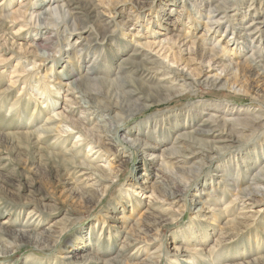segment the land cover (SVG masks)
Returning <instances> with one entry per match:
<instances>
[{
    "label": "rangeland",
    "instance_id": "1",
    "mask_svg": "<svg viewBox=\"0 0 264 264\" xmlns=\"http://www.w3.org/2000/svg\"><path fill=\"white\" fill-rule=\"evenodd\" d=\"M46 1L32 0L35 4L31 10L33 19L27 22L22 37H15L14 44H11L3 38L9 37L8 32L17 29L18 25L12 26L8 18H2V13L9 8V0H0V34L3 37L0 36V58L17 54L16 57L24 56L25 59L37 53H51L48 60H43L44 71L41 70V74L50 69L46 76L49 78L50 75L51 80L57 77L55 73L60 75L62 84H55L53 88L58 93H52L57 99L55 110L62 111L64 116L75 122L84 116L91 117L89 121L77 124L82 133H86V138L90 137L87 139L92 140L96 126L112 130V134L102 132L100 140L102 147L111 148L115 155L103 151L100 156H88L89 148L84 145L71 148L74 139L55 147L54 140L37 134L38 125L51 115V111L43 107L45 103L42 106L41 100L37 101L27 93L20 97L16 95L12 104L2 105L0 100V121L10 123L0 126V264H264V188L257 194L240 193L235 203H229L238 186L245 188L249 185L252 174L256 172L237 169L236 161L244 156L241 152L247 146L252 145L250 150L259 146L264 137L256 138L264 130L246 136L242 143L231 144L225 151H219L212 164L205 166L187 184L183 181L187 177L179 166H191V161L174 163L175 160H183L178 156L174 160L162 157L158 149H143L131 141L129 135L125 138L129 129L140 127V122L154 115L174 114L196 104H205L207 108L201 116L218 113L216 111L220 109L216 107L223 104L264 113V61L253 56L255 49L263 50L264 27L262 32L247 38L238 25V19L246 14L247 8L214 9L216 3L212 4L213 8L207 0H98L102 5L100 9L107 11L111 18V29L107 32L110 35L108 39L99 41L96 32L94 40L89 42L90 49L86 46L84 52H80L81 44L85 43L81 33L93 27V14L88 16L85 3L79 7L70 6L72 18L76 17L75 22L78 19L77 25L83 24L84 29L67 30L62 28L64 23L56 19L57 27L47 26ZM217 1L224 4V0ZM18 2L15 0L10 4L12 9ZM64 2L58 0L61 8L65 7ZM3 6L4 12L1 11ZM210 18L218 19V22ZM47 28L48 33L45 31ZM151 33H158L157 37L173 38L186 35L188 40L190 38L188 43L196 41L200 47L215 49L223 55L224 64L235 76L230 83L236 85L239 82L244 92H239L238 87L230 89L227 85L211 87L196 84L167 101L156 99L152 105L139 108L118 122L112 121L111 115L102 110H87V104L78 92L75 97L79 103L71 101L70 93L75 90L69 85L73 78L66 71L68 65L69 68L74 67L71 61L83 64L79 73L85 72L87 65H102L104 60L106 66L99 72L105 71L106 67L115 69L120 55L130 52L136 39ZM259 35L262 43H251ZM19 42L34 43L35 47H29L28 53L22 55L17 48L19 45L15 46ZM197 52L191 56H202L201 51ZM87 53L89 56L84 57ZM93 56L99 58L95 60ZM250 61L254 68L249 66ZM9 65H0V79L3 77L1 80L5 83L0 88L7 83ZM156 75L154 79L162 77L160 73ZM140 82L145 85L144 80ZM44 88L49 89L45 85ZM125 90H134L133 84H126ZM140 92L148 93L145 90ZM25 104L30 106L31 116L24 113ZM37 116L44 118L37 122ZM103 116L104 121L99 122ZM33 130H36L35 135L21 134ZM4 132L15 136L13 139L5 137ZM113 132H116L115 136ZM175 133V130L167 129L159 134L172 141ZM65 150L68 152L62 154ZM229 155L230 161L227 162ZM69 156L77 159L75 164H71L72 157ZM87 158L91 161L88 162ZM109 162L114 168V175L110 177L101 169ZM61 163L68 164V169L55 172V164ZM132 184L139 192L136 195L129 192ZM172 186H176L182 199L178 213L168 212L167 209L172 207L167 204L170 202L164 205L158 202V198H163ZM251 186L254 185L251 183ZM151 191L154 196H149ZM194 199L203 203L200 210H197L200 205L191 204ZM169 217L171 219L166 221ZM20 231L24 233L20 234ZM26 231H32L31 236L41 233L47 241L37 243ZM86 244H96V248L87 249ZM192 249L200 250L191 252Z\"/></svg>",
    "mask_w": 264,
    "mask_h": 264
},
{
    "label": "bare ground",
    "instance_id": "2",
    "mask_svg": "<svg viewBox=\"0 0 264 264\" xmlns=\"http://www.w3.org/2000/svg\"><path fill=\"white\" fill-rule=\"evenodd\" d=\"M13 2H15V0H9V3L7 5V7L9 8H6V12H4V6L1 8V11L4 12L2 13V18H8L12 26H19H17V29H15L14 31L11 30L8 32L7 35H9V37L4 36L3 38L0 34L5 42L8 41L11 42V44H14L13 39L15 37H22L21 33L25 29L24 27L28 25L27 22H30V19H33L32 14L34 12H32L31 10L35 6L34 2L32 3V0H19V2L17 3V7L15 9H12L10 4H13ZM207 2L209 6H212V4L214 5V3H216L214 5V7L216 8L212 6L214 9H218L221 7L228 9L230 7L236 8L240 6L247 8L246 14L238 19V25H240L239 28H241L243 36L248 38L252 35L251 37H253V34L262 32L261 29L264 27V0H224L223 5H220L217 0H207ZM83 3L87 5L88 16L93 14V27H90L88 30L85 29L86 32L81 33L84 34V37L82 38L83 40H85V43L81 44L80 52H84V50L86 49L85 47L87 46L88 48L91 45L89 42L94 40L92 38L96 36L94 35L96 32L100 37V39L97 40L103 41L104 39H108V35L110 34H108L107 32H109L111 29V18L106 14L107 11L105 12V10L100 9L102 8V5L98 0H65L64 5L66 8H61L58 0L46 1L47 15L49 17L47 26L57 27L59 24L57 25V21H54V19H56L58 21H62L64 23V26L62 28H68L67 30L72 28L76 30L84 29L83 24L77 25L76 22L78 21V19L75 22L76 17L72 18L73 16L70 12V6L77 5L79 7L83 5ZM210 7H208V9H210ZM209 14L210 13H208V15ZM224 14H226V12H224ZM226 16L228 15L226 14ZM212 20L214 19L212 18ZM215 22H218V19ZM45 31L46 33H48V28ZM57 31L58 29H56L55 31L56 34ZM59 32L58 34H61ZM157 35L158 33H151L146 34V36L144 37L136 39L134 41V45L132 44L133 48H131V51L125 53L124 56L120 55V57L117 59L115 69L113 67H106L105 71L99 72L101 67L106 66L104 64L106 60H104L103 62L101 61L102 65H87V68H85V72L82 71V73H79L83 64L80 65L78 61H71L70 64L75 68H69V65L66 67L67 73L69 72V77L73 78L70 81L69 85L72 87V89L75 90L74 92L70 93L72 98L71 101H73L75 104L79 103L78 101L76 102L75 97V94L78 92L82 95L84 103L87 104L85 106L87 110H102L104 112H107L106 115H111V118H113L112 121L118 122L133 115V112H135L139 108L152 105L153 101L156 99H159L160 101H167L171 96H178L181 93H185L196 84H204L205 86L211 87L227 85L230 87V89L235 90V88L238 87L239 92L240 90L244 92L242 86L238 85L239 82L236 85L230 83L231 79L235 78V76L233 72L229 70V66L224 64L223 55H220L217 51H215V49L202 46L200 47V45L196 41H191L190 43H188L190 38L188 40L186 35L182 37L177 36L176 38L170 36L157 37ZM79 36L81 37V35ZM135 36L140 37L141 35ZM256 42L258 44L262 43L260 35L259 37H257V39H255V41H251V43ZM34 45V43L28 44L19 42L15 46H18L17 48L18 50H20V54H25L28 53L27 51L29 47H33ZM89 49L90 48H88V50ZM198 50L201 51L202 56H191L198 53ZM253 52V56H256V58L264 61V56L262 54L264 53V45L263 50L255 49V51ZM50 54L48 52H43L42 54L37 53L35 56H32V58L30 56H25V59H23L24 56L16 57L17 54H15L16 56L14 55L15 57H12L13 54H11L12 56L9 58H0V65L2 67L6 64L9 65L12 60L15 61V63L13 62L14 64L12 63L11 66L9 65L8 71L10 73L6 78V85L3 88H0V100L3 102L1 104L8 105L15 103L12 98H14L16 95L20 97L23 94L27 93L35 100H41L42 106L45 103L43 107H46L48 108L47 110L51 111V115L46 117L44 121L38 125L37 130H39V132L37 134L39 136L46 135L43 136L44 139L51 138L52 140H54L53 146L57 147L59 143L64 144L69 139H74V141L72 140L73 143L71 148L79 145H84L89 148L88 156H94L96 154L97 156H100L103 151L113 153L111 148H103L100 140L103 135L102 132H105L106 134L107 131L111 132L112 130L110 131V129H99V127L96 126L95 135L92 137V140L87 139L89 136L86 138V136L84 135L86 133L83 134V130H80L77 127V124L83 121H89L91 117L84 116V118H79L76 120L77 122H75L73 121L74 119L71 120V118L68 119V116H64V114L61 113L62 111L55 110V103L57 99L55 96H52V93H58V91H55L53 87L55 86V84H62V81H60L59 77L60 75L58 73H55L57 77L51 80L52 78L50 75L49 78L48 76H46L47 72H49L50 74V69H45V73H43V75L41 74V70L44 71L43 60H48V58H50ZM86 56H89L88 53L85 54L84 57ZM70 58H72V54H70ZM93 58L97 60V58L99 57L93 56ZM189 63H191V65H189ZM249 66L253 67L254 64L252 65L250 61ZM158 73H160L162 77L154 79V77H156V74ZM1 74L2 72L0 73V76ZM100 74L105 75L106 77H102ZM262 74H264V70ZM1 79L0 87L5 84L3 82L4 80ZM141 80H144L146 86L144 84H141ZM126 84H133L134 90H125ZM44 85L49 89L44 88ZM81 85L83 87H81ZM48 90H50L51 94ZM140 90H145L148 93L145 95L143 93L141 94ZM53 98H55V100ZM82 106L83 105H81V107ZM209 107L211 108V106ZM29 108L30 106L28 104H25L23 106L24 113H28V116H31ZM216 108L222 110L216 111L218 113L211 112L203 116H201V114L207 109L205 108V104H196L195 106L193 105L191 107L187 106L182 110L176 111L174 114L162 113L161 115H154L151 119H148L142 123L140 122V125H138L140 127L129 129V133L125 135V138L129 135L131 141H133L138 147H141L143 149H158L160 151V156L162 157L171 158L174 160L176 159V156H178L183 160H175L174 163L178 164L191 161V166L189 165L186 167L178 165L179 169H181V172L187 177L185 180H183L184 183L187 184L195 179L198 176L199 172L205 166L212 164L214 158L218 156L219 151H225L228 147L232 146L231 144L242 143L246 140V136H250V134L252 133L256 134L264 130V113H259L258 111L253 110L250 111L247 108H234L228 105L224 106V104L223 106H217ZM28 116L26 115L27 118H29ZM43 118L44 117H42L41 119L40 116H37L36 121L38 122L40 119L42 121ZM104 118L105 117L103 116L98 121H104ZM8 124L10 123L0 121L1 127L8 126ZM103 127L107 128L106 125H103ZM167 129H172L176 132L172 141H168L167 137H162L161 135L162 133H165ZM34 131L36 130L21 132V134H23L24 136H29L33 135L35 133ZM93 133L94 132H92V134ZM8 134H5V137L7 136L13 139L12 136L14 134H12V136H9ZM115 134L116 132H113L114 136ZM23 135L21 137H24ZM260 135L261 136L257 137L256 139L264 137V131L263 133L261 132ZM36 136L34 138H36ZM254 141L255 140H253V142ZM15 144L18 143L16 142ZM258 144L259 146H255L252 150H250L252 148V145L247 146L241 152L244 156L240 157V159L236 161L237 169H240L243 172L255 170L256 172L252 174L250 179L252 182H248L249 185L244 186L245 188L238 186L237 192L233 194L234 198H231L232 200L231 202H229L231 204L235 203L239 199L240 193H248L252 195L260 193L259 191H263L264 138L262 142H259ZM67 152L68 151L65 150L62 154H65ZM52 155H54V153ZM113 155H115V153H113ZM71 157V164H75L77 159H75L74 156ZM229 158L230 155L227 162L230 161ZM247 158L248 162L246 161ZM87 161L90 162L91 160L88 159ZM51 162H53V160H51ZM241 164H243V167H240ZM88 165L93 166L90 163ZM55 166V172H59V170L64 171L69 167L66 163H61L59 165L55 164ZM51 169L53 170V167H51ZM101 169H103V171H105L109 177L114 175V168H112L110 162L107 164V167H101ZM117 175L118 173L116 174V176ZM168 179L172 180L170 177H168ZM251 183L254 186H251ZM133 186L134 185L132 184V189H130V191L127 189V191L131 192L133 195H136V193L138 194L139 192H136ZM166 186L167 188H170V185ZM171 189L172 190L167 191L165 194L163 193L164 197L158 198V202L161 203V205H164V203L166 202H170L167 204H171L172 207L167 209L168 212L170 211L172 213H178L180 212V204L182 202V199L177 191L176 186H172ZM77 193L79 194V192ZM150 195L154 196V192L151 191L149 196ZM80 196L84 197L83 194H81ZM201 203L202 202L198 199L191 200L192 205H200ZM200 207L201 205L197 210H200ZM169 219L171 218L169 217L165 220L167 221ZM19 233L23 234L24 231H20ZM26 233H29L30 237V234H32L33 232L26 231ZM31 237H34V240L37 243H43L47 241L46 237L44 239V236H42L41 233H35V235ZM95 245L86 244L85 247L87 249L94 247L95 249ZM77 248L75 247L74 249ZM199 250L200 249H192L191 252H197Z\"/></svg>",
    "mask_w": 264,
    "mask_h": 264
}]
</instances>
